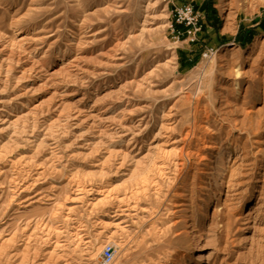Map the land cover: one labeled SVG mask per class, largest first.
Segmentation results:
<instances>
[{
	"label": "rangeland",
	"instance_id": "rangeland-1",
	"mask_svg": "<svg viewBox=\"0 0 264 264\" xmlns=\"http://www.w3.org/2000/svg\"><path fill=\"white\" fill-rule=\"evenodd\" d=\"M147 231L264 264V0H0V264H144Z\"/></svg>",
	"mask_w": 264,
	"mask_h": 264
},
{
	"label": "built area",
	"instance_id": "built-area-1",
	"mask_svg": "<svg viewBox=\"0 0 264 264\" xmlns=\"http://www.w3.org/2000/svg\"><path fill=\"white\" fill-rule=\"evenodd\" d=\"M174 28V39L186 42H195L202 29L201 16L197 10L189 4L175 6L171 12ZM114 258L112 247H106L101 255L100 264H111Z\"/></svg>",
	"mask_w": 264,
	"mask_h": 264
},
{
	"label": "bare ground",
	"instance_id": "bare-ground-1",
	"mask_svg": "<svg viewBox=\"0 0 264 264\" xmlns=\"http://www.w3.org/2000/svg\"><path fill=\"white\" fill-rule=\"evenodd\" d=\"M181 151V150H180ZM161 163V162H160ZM182 164L183 163H179V162H176V164L175 165H178V166H182ZM186 169V168H185ZM164 170H165V165H159V168H158V172L160 173V174H163L164 173ZM169 173V172H168ZM147 180H148V178L147 177H145V178H143L142 179V181L141 182H147ZM145 186V185H144ZM143 186V187H144ZM152 186V185H151ZM154 186V185H153ZM144 189V188H143ZM157 189V188H156ZM141 191H142V189H141ZM144 192H145V190H144ZM155 192V191H154ZM143 193V192H142ZM153 193V192H152ZM157 193V192H156ZM141 194V193H140ZM140 194H139V192H138V190H137V192H135V193H132V195H130V196H132L131 197V199L133 198V199H135V202H138L139 200V196H140ZM141 195H143V194H141ZM107 196H109V191H107V194H106V197ZM115 199V198H114ZM121 200V199H120ZM125 202V201H124ZM137 204V203H136ZM134 205V206H132L131 208L129 207H127L128 209H133L134 207H137V205ZM125 209V208H124ZM143 210V209H142ZM151 218V217H150ZM177 222V221H176ZM175 223V222H174ZM123 228V227H122ZM154 229H152V231H153ZM150 234V231H147L146 232V234L143 236V239L140 241V243H139V246H138V248H139V256H140V258L142 259V262H144V264H157V262L153 259V256H154V254L155 253H157V232H156V235H149ZM81 236V235H80ZM161 236H163V235H161ZM151 237V238H150ZM48 238V237H47ZM83 238V237H82ZM149 239H152L153 240V243L152 244H150L149 243ZM47 240V239H46ZM51 240V239H50ZM48 241V240H47ZM56 242H57V237H56ZM55 243V242H54ZM54 243H53V245H54ZM45 244V243H44ZM52 244V243H51ZM89 246V245H88ZM100 247V246H99ZM53 248H55V247H53ZM88 251V250H87ZM199 261V260H198ZM202 260H200L199 262H201ZM167 264H174V263H167Z\"/></svg>",
	"mask_w": 264,
	"mask_h": 264
},
{
	"label": "crops",
	"instance_id": "crops-1",
	"mask_svg": "<svg viewBox=\"0 0 264 264\" xmlns=\"http://www.w3.org/2000/svg\"><path fill=\"white\" fill-rule=\"evenodd\" d=\"M190 1H194V0H190Z\"/></svg>",
	"mask_w": 264,
	"mask_h": 264
}]
</instances>
